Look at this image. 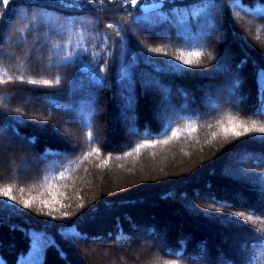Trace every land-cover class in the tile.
<instances>
[{
    "label": "trees",
    "instance_id": "1",
    "mask_svg": "<svg viewBox=\"0 0 264 264\" xmlns=\"http://www.w3.org/2000/svg\"><path fill=\"white\" fill-rule=\"evenodd\" d=\"M70 1L0 3V264H264V0Z\"/></svg>",
    "mask_w": 264,
    "mask_h": 264
},
{
    "label": "rangeland",
    "instance_id": "2",
    "mask_svg": "<svg viewBox=\"0 0 264 264\" xmlns=\"http://www.w3.org/2000/svg\"><path fill=\"white\" fill-rule=\"evenodd\" d=\"M127 1H129L130 3H131V0H127ZM151 1V0H150ZM159 1H161V0H156V1H152V2H149V3H144V4H141V7H142V5H144V6H151V5H156ZM70 2H74V3H80V0H71ZM156 2V3H155ZM137 3H143V1L142 0H137ZM132 4V3H131ZM137 4H135L134 5V7L136 6ZM153 92V97H155V98H157V96H155L157 93H155L154 91H152ZM161 105H163V107H159V109H157V114L158 115H160L161 117H170V116H173V113H171V110L169 109V107H167L164 103L163 104H161ZM61 127H63V126H61ZM127 128V126L125 125V129ZM63 129H65V130H67V128H65V127H63ZM7 135H9V133H7ZM10 136V135H9ZM10 138H12V136H10ZM11 143H12V141H11ZM11 143H9V144H11ZM243 157L242 156H240V155H235V156H233L232 157V159H231V162H230V164L228 163V167H231V166H234L235 164V166H237V167H234V169H236V170H238V171H242V172H245V169H243L241 166H238V164H241L243 161H244V159H242ZM2 160H0V162H1ZM33 164H35V162H33ZM12 170L14 171V173H15V164H12ZM19 170H21V171H27V170H29V168H27L26 167V164H24V161H21V163L19 164ZM249 171V170H248ZM23 173V172H22ZM152 234H154V235H156V232L154 231ZM143 236V235H142ZM145 236V235H144ZM141 237V240L142 241H144V242H149V243H151V242H153V240L149 237ZM156 240L158 239L159 240V243H163V241L165 240V238L164 237H160V236H156V237H154ZM104 246H106V245H104ZM134 246V245H133ZM89 248L92 250V251H97V252H99L100 254H103V253H105V250L100 246V245H91V246H89ZM106 248V247H105ZM104 255V254H103ZM97 259H100V257L99 258H97Z\"/></svg>",
    "mask_w": 264,
    "mask_h": 264
},
{
    "label": "snow or ice",
    "instance_id": "3",
    "mask_svg": "<svg viewBox=\"0 0 264 264\" xmlns=\"http://www.w3.org/2000/svg\"><path fill=\"white\" fill-rule=\"evenodd\" d=\"M0 3H2L3 5L7 6V4L9 3V0H0ZM131 3L132 4H137V0H131ZM262 8H264V5H261ZM155 51H160V49H156ZM195 55L199 56L200 53H195ZM184 63H192L191 60H185ZM57 83H59V79L57 78ZM33 83H37L36 81H33ZM39 83L41 84H44V85H51L53 82L52 81H49V80H43V81H40ZM252 129H248V128H245V131H251ZM257 131L261 132V133H264V127H260L258 129H256ZM235 135L236 136H240L241 133L240 132H235ZM10 191V190H9ZM4 195H8V191L4 192ZM14 199V197H12ZM25 207H30V203L29 202H25L24 204ZM240 215H243L242 213Z\"/></svg>",
    "mask_w": 264,
    "mask_h": 264
},
{
    "label": "water",
    "instance_id": "4",
    "mask_svg": "<svg viewBox=\"0 0 264 264\" xmlns=\"http://www.w3.org/2000/svg\"><path fill=\"white\" fill-rule=\"evenodd\" d=\"M149 8H152V6L146 7L145 9H149Z\"/></svg>",
    "mask_w": 264,
    "mask_h": 264
}]
</instances>
